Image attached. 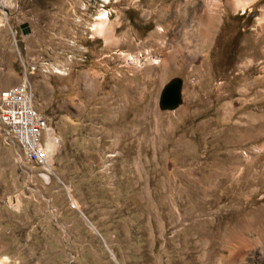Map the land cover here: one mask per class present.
Returning a JSON list of instances; mask_svg holds the SVG:
<instances>
[{
  "label": "rangeland",
  "instance_id": "obj_1",
  "mask_svg": "<svg viewBox=\"0 0 264 264\" xmlns=\"http://www.w3.org/2000/svg\"><path fill=\"white\" fill-rule=\"evenodd\" d=\"M25 73L54 142L0 133V264H264V0H0Z\"/></svg>",
  "mask_w": 264,
  "mask_h": 264
},
{
  "label": "built area",
  "instance_id": "obj_2",
  "mask_svg": "<svg viewBox=\"0 0 264 264\" xmlns=\"http://www.w3.org/2000/svg\"><path fill=\"white\" fill-rule=\"evenodd\" d=\"M47 131V119L37 109L35 91L25 73L21 82L0 91V133L18 145L20 157L47 166Z\"/></svg>",
  "mask_w": 264,
  "mask_h": 264
},
{
  "label": "water",
  "instance_id": "obj_3",
  "mask_svg": "<svg viewBox=\"0 0 264 264\" xmlns=\"http://www.w3.org/2000/svg\"><path fill=\"white\" fill-rule=\"evenodd\" d=\"M20 27L25 33L29 32L31 28L28 23H23ZM182 80H171L162 90L160 95V107L164 110H173L177 108L182 102Z\"/></svg>",
  "mask_w": 264,
  "mask_h": 264
},
{
  "label": "bare ground",
  "instance_id": "obj_4",
  "mask_svg": "<svg viewBox=\"0 0 264 264\" xmlns=\"http://www.w3.org/2000/svg\"><path fill=\"white\" fill-rule=\"evenodd\" d=\"M237 3H238V0H235ZM241 3V2H240ZM213 5H215L214 3H213ZM213 5H212V7H213ZM245 5H246V1H244V2H242L241 4H240V6L242 7V8H245ZM210 6H211V4H210ZM216 6V5H215ZM211 7V8H212ZM208 9H209V7H208ZM210 11V10H209ZM208 11V12H209ZM210 13V12H209ZM178 15H180V16H182L181 18H183L184 16L182 15V14H178ZM198 17V19L201 21V23L204 21V18L205 17H208V16H202V15H198L197 16ZM100 18V21L99 22H97V23H95L94 24V27H93V29H94V31L95 32H97L98 34H103V36L105 35V37L106 38H109V37H111L112 36V29L109 27V26H107L106 24H107V19H108V14H106L105 12H103L102 13V15L99 17ZM208 21V20H207ZM200 24V23H199ZM207 28V27H206ZM210 28V27H209ZM158 34H160L159 32H157ZM160 36V35H159ZM205 36V33H204V35H203V37ZM158 49H161V46H158ZM171 56L172 55H170V54H168V55H166V57H165V59L167 60V59H170L171 58ZM154 60V59H153ZM154 61H156L157 62V60H154ZM48 131H49V136H48V140H46L47 142H46V150H47V152H48V150H49V148H51V146H53L52 144H53V137H52V132H50V129H48ZM50 151V150H49ZM51 155V154H50ZM50 159V158H49Z\"/></svg>",
  "mask_w": 264,
  "mask_h": 264
}]
</instances>
